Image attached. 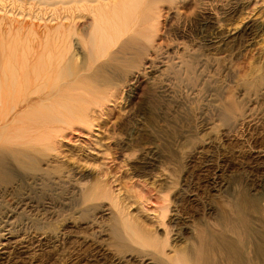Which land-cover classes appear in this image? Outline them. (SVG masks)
<instances>
[{
    "label": "rangeland",
    "instance_id": "1",
    "mask_svg": "<svg viewBox=\"0 0 264 264\" xmlns=\"http://www.w3.org/2000/svg\"><path fill=\"white\" fill-rule=\"evenodd\" d=\"M178 263L264 264V0H0V264Z\"/></svg>",
    "mask_w": 264,
    "mask_h": 264
},
{
    "label": "bare ground",
    "instance_id": "2",
    "mask_svg": "<svg viewBox=\"0 0 264 264\" xmlns=\"http://www.w3.org/2000/svg\"><path fill=\"white\" fill-rule=\"evenodd\" d=\"M133 223V222H132ZM129 219H122V230H125L127 232V238L130 237V238H133L134 237V240H140V241H145V242H151V236L149 238V240H146L147 239V234H144V232L142 230H140L141 228H138V226H136L135 224H132ZM139 230V231H138ZM133 236V237H132ZM154 239V238H153ZM152 239V241H153ZM212 246H213V243H212ZM232 248H234V245L232 244ZM229 247V246H228ZM214 248V247H213ZM236 248V247H235ZM204 249V248H203ZM225 249V248H224ZM227 251V250H226ZM236 251V250H235ZM227 253V252H226ZM230 253V252H228ZM231 254V253H230ZM235 254H237L235 252ZM226 255V254H225ZM224 255V256H225ZM177 257V256H176ZM204 257V256H203ZM207 257V256H206ZM209 257V256H208ZM229 257V255H228ZM205 258V257H204ZM210 258V257H209ZM173 259V258H171ZM208 259V258H207ZM207 263V262H206ZM179 264V263H178ZM244 264V263H243Z\"/></svg>",
    "mask_w": 264,
    "mask_h": 264
}]
</instances>
